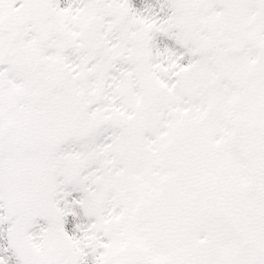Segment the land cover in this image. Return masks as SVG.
Here are the masks:
<instances>
[{
    "label": "snow or ice",
    "instance_id": "snow-or-ice-1",
    "mask_svg": "<svg viewBox=\"0 0 264 264\" xmlns=\"http://www.w3.org/2000/svg\"><path fill=\"white\" fill-rule=\"evenodd\" d=\"M0 264H264V0H0Z\"/></svg>",
    "mask_w": 264,
    "mask_h": 264
}]
</instances>
